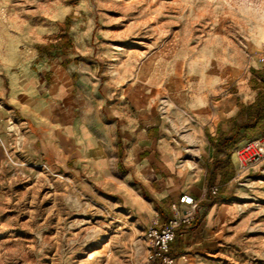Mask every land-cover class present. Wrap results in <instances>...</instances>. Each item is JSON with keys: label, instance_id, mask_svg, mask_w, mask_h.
Returning <instances> with one entry per match:
<instances>
[{"label": "crops", "instance_id": "obj_1", "mask_svg": "<svg viewBox=\"0 0 264 264\" xmlns=\"http://www.w3.org/2000/svg\"><path fill=\"white\" fill-rule=\"evenodd\" d=\"M214 41L189 45L178 32L148 51L122 52L81 40L11 73L9 103L27 125L32 152L117 199L142 231L171 218L182 194L200 201L194 225L171 244L174 264H208L239 240L242 225L232 221L233 194L251 170L233 150L249 139L229 151L218 141L247 119L241 109L256 101L257 90L252 77L228 76L242 54L228 60Z\"/></svg>", "mask_w": 264, "mask_h": 264}, {"label": "rangeland", "instance_id": "obj_2", "mask_svg": "<svg viewBox=\"0 0 264 264\" xmlns=\"http://www.w3.org/2000/svg\"><path fill=\"white\" fill-rule=\"evenodd\" d=\"M178 32L189 45H224L228 60L242 54L228 76L264 68V0H0V264H144L147 231L134 215L32 152L9 103L11 73L81 40L148 51ZM263 162L236 183L239 240L208 264H264Z\"/></svg>", "mask_w": 264, "mask_h": 264}, {"label": "built area", "instance_id": "obj_3", "mask_svg": "<svg viewBox=\"0 0 264 264\" xmlns=\"http://www.w3.org/2000/svg\"><path fill=\"white\" fill-rule=\"evenodd\" d=\"M233 155L243 170H250L264 160V135L255 136L233 150ZM211 192L216 194L218 187L213 186ZM181 205L185 206L183 209ZM173 215L163 224L151 227L146 236L150 242L149 264H174L176 257L171 255V244L178 232L189 230L195 223L200 211V201L188 193L180 196L178 203H172ZM185 259V256H183Z\"/></svg>", "mask_w": 264, "mask_h": 264}, {"label": "trees", "instance_id": "obj_4", "mask_svg": "<svg viewBox=\"0 0 264 264\" xmlns=\"http://www.w3.org/2000/svg\"><path fill=\"white\" fill-rule=\"evenodd\" d=\"M67 22H70L68 19ZM254 88L257 90V98L253 104L242 108L243 115L247 113V119L236 124L232 136H223L218 143L220 151H229L234 145L243 139H250L258 134H264V68L253 69Z\"/></svg>", "mask_w": 264, "mask_h": 264}]
</instances>
